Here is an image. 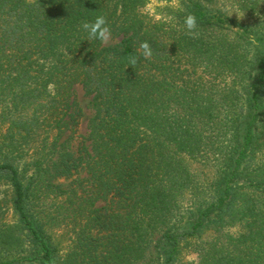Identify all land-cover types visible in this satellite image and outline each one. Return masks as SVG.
<instances>
[{
    "label": "trees",
    "instance_id": "1",
    "mask_svg": "<svg viewBox=\"0 0 264 264\" xmlns=\"http://www.w3.org/2000/svg\"><path fill=\"white\" fill-rule=\"evenodd\" d=\"M143 3L0 0V184L16 218L0 219V241L28 253L0 264H264L263 17L245 25L219 0H180L153 23ZM101 15L107 44L81 27ZM78 217L76 251L60 256L46 227Z\"/></svg>",
    "mask_w": 264,
    "mask_h": 264
},
{
    "label": "rangeland",
    "instance_id": "2",
    "mask_svg": "<svg viewBox=\"0 0 264 264\" xmlns=\"http://www.w3.org/2000/svg\"><path fill=\"white\" fill-rule=\"evenodd\" d=\"M260 2L261 0H257L258 6L255 7L254 10H250L249 12H244V11L239 10L238 9L239 7H237L236 5L234 6V3L231 0H219V6L223 9H226L228 14L233 19L239 20L240 22H243V24L245 25H254V24H258V22H260L262 17H263L262 21L264 20V2H261V3ZM165 9H163L164 12L166 11ZM232 12H236L237 14L244 13V15L239 18V16L237 17L236 13H232ZM74 92H75L74 98H75L76 104L82 110V113H83V117L81 119V124L79 127V133L84 136L87 133V122L89 118L91 117V110H90V107L88 106L89 98L84 96V93L80 86H76L74 88ZM4 131H5V128H0V134L3 135ZM27 150L28 149H26L25 152L24 151L22 152L23 154L22 160L16 163L18 170L25 171L27 169V167L24 168L25 167L24 164L30 162L29 156L28 155L25 156ZM31 153H32V149L28 151V154H31ZM29 172H25L26 178L29 176ZM9 196H10V188L8 184L6 183L0 184V209H1L0 219H2L1 221L3 223L12 226L16 224L15 223L16 218L14 217V214L10 208ZM58 203H59L58 200L56 201L51 200V201H47L46 203H44L46 204L44 208L49 209L50 211L49 216L53 213V211L55 212L56 205L54 204H58ZM68 214L72 215L71 213H68ZM68 214L65 213L64 215L60 216L59 214L57 215V213H55L54 215L55 217H58L59 220L60 219L62 220V217L67 216ZM79 222L80 220L78 217L74 219L71 222V224H68V227L66 228L63 225H60V223L50 221V223L46 227L47 228L46 230L48 231V235L52 237V242L55 246H57L58 254L60 256H63L66 254L68 255V253L72 251L73 252L76 251L75 248L73 249L74 247L73 241H75V238H76L75 234L76 232H78V227L76 224H79ZM2 244L3 243L0 241V261L17 259L21 257L23 258L27 256L28 254L25 251L26 249H19L23 246V244H20V241H19L18 246L15 249H10V251L9 250L2 251ZM5 247L8 248V245H5ZM10 248H11V245H10ZM11 250H14V251H11Z\"/></svg>",
    "mask_w": 264,
    "mask_h": 264
},
{
    "label": "clouds",
    "instance_id": "3",
    "mask_svg": "<svg viewBox=\"0 0 264 264\" xmlns=\"http://www.w3.org/2000/svg\"><path fill=\"white\" fill-rule=\"evenodd\" d=\"M261 2H264V0H261ZM165 8L181 9L182 5L180 4V0H144V3L140 7L139 11L142 16H145L153 23H168L172 18L163 11V9ZM243 15L244 13H240L237 14V17L239 16L240 18ZM183 26L186 30V34H188L189 36L195 38L199 35L197 31V17L194 14L187 13L184 16ZM81 27L87 32L88 40H99L101 43H107L110 40L111 30L108 26L106 18L102 15L97 16L92 22H82ZM249 41L254 47L258 46L255 35H250ZM139 48L142 50L141 55L144 59L151 58L152 49L147 41L141 42ZM137 59L138 57L136 56L129 57V65L134 67L137 63ZM186 259L190 261L191 264H198V259L195 254L188 255Z\"/></svg>",
    "mask_w": 264,
    "mask_h": 264
}]
</instances>
